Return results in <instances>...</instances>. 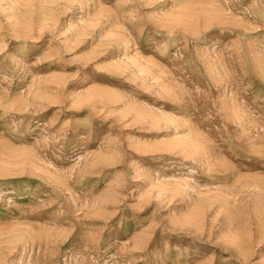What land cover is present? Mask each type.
<instances>
[{"label": "rangeland", "instance_id": "1", "mask_svg": "<svg viewBox=\"0 0 264 264\" xmlns=\"http://www.w3.org/2000/svg\"><path fill=\"white\" fill-rule=\"evenodd\" d=\"M0 264H264V0H0Z\"/></svg>", "mask_w": 264, "mask_h": 264}]
</instances>
